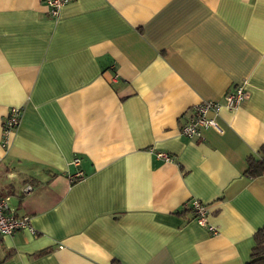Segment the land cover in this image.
<instances>
[{"label": "crops", "instance_id": "1", "mask_svg": "<svg viewBox=\"0 0 264 264\" xmlns=\"http://www.w3.org/2000/svg\"><path fill=\"white\" fill-rule=\"evenodd\" d=\"M240 84L222 133L181 134ZM261 147L264 0H70L57 18L0 0V196L34 231L0 237V264H246L264 227V175H245Z\"/></svg>", "mask_w": 264, "mask_h": 264}, {"label": "built area", "instance_id": "2", "mask_svg": "<svg viewBox=\"0 0 264 264\" xmlns=\"http://www.w3.org/2000/svg\"><path fill=\"white\" fill-rule=\"evenodd\" d=\"M70 0H43L45 6L48 9V13L51 17L57 18L59 16L60 9ZM248 97L244 84L237 85L232 91L225 93L223 103L215 101L202 102L193 107L191 113L188 114L186 121L182 124L180 131L181 134L187 138H196L201 136V131L207 128H213L219 133L222 130L217 124L216 116L218 115L222 107L233 110L236 109L242 101ZM210 114V115H209ZM21 118V110L16 107H11L8 113L5 115L3 126V139L2 146L7 147L10 143V137L15 132L19 125ZM159 157H163L166 161L170 160L168 155L163 153L158 154ZM80 160L75 158L72 164L76 167L79 166ZM83 174L81 171H77L70 177L71 182L81 179ZM27 190L31 187L27 186ZM192 212L195 215V220L198 224L204 225L207 215L209 213L208 207L203 205L197 200L188 203ZM29 230L34 233L29 218L26 216L15 215L10 209L9 198L0 196V237L9 236L19 230ZM210 230H214V227H209Z\"/></svg>", "mask_w": 264, "mask_h": 264}, {"label": "trees", "instance_id": "3", "mask_svg": "<svg viewBox=\"0 0 264 264\" xmlns=\"http://www.w3.org/2000/svg\"><path fill=\"white\" fill-rule=\"evenodd\" d=\"M245 175L251 178L264 175V147L258 151V158H248ZM74 182L72 181L71 184ZM253 239L255 245L251 250L250 260L246 264H264V227L255 232Z\"/></svg>", "mask_w": 264, "mask_h": 264}]
</instances>
